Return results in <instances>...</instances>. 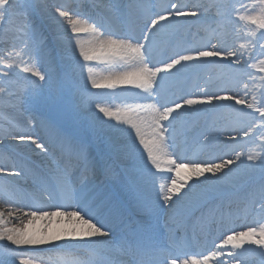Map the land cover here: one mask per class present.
Instances as JSON below:
<instances>
[{
    "label": "snow or ice",
    "instance_id": "snow-or-ice-1",
    "mask_svg": "<svg viewBox=\"0 0 264 264\" xmlns=\"http://www.w3.org/2000/svg\"><path fill=\"white\" fill-rule=\"evenodd\" d=\"M32 7L31 0H24L22 4L18 0H0V40H7L8 33L12 34L11 49L6 56L0 53V67L5 69L0 72V78L4 81L10 80L11 72L16 67L35 77L31 83L37 88L41 86L39 82H47L49 77L39 66L37 58V30L30 19ZM104 7L119 13L125 19L140 13L143 17L144 43L138 42L139 38L132 35L113 38L116 33L105 17L73 11L67 5L56 7L54 16L62 29L65 25L70 28L67 42L73 49L79 50L78 57L73 52L69 54V59L74 61V67L81 72L87 70L79 93L81 104L93 106L95 109L92 126L109 131L110 155L114 160L128 159L136 162L130 170L129 185L136 188L139 184H154L158 174H170L161 176L170 183L159 185L155 201L146 198L142 193L137 194L141 207L154 211L159 205L168 213L164 223L169 232L168 243L161 244L159 241L158 220L154 214L150 212V218L146 220L125 217L115 201L94 191L91 179L96 175L98 167L97 162L90 158L86 144L55 129H52L54 138L51 141L37 138L22 130L13 132V128L22 129L23 125L11 113H6L3 115L6 123L5 135H11L18 145H25L32 151L39 149L43 159L38 164L31 165L23 158L0 152V158L4 160V163H0V175L31 176L41 192L46 193L49 198L57 197L64 203L57 206L56 211H45L34 204L35 210L24 213L23 219L17 217L20 223L11 227L8 226L10 221L5 218V213L0 211V241L6 240L16 246V249L5 248V252L18 258V264H209L210 261L213 264H243L245 254L256 251L260 264H264V137H261L259 152L250 150L246 154L233 148L231 152L234 157L217 158L220 159L219 163L216 159L199 160L183 156L173 158L174 153L169 152V147L175 146L177 136L188 137L190 134L195 136L199 133L203 137L204 145H208L212 137L208 131L200 129L214 128L222 116L212 114H218L221 109H234L237 125L242 124L243 120L259 121L260 127L264 128V94L258 104L255 96L251 102L246 99L247 91L241 97L238 93L229 94L230 89H222L224 94H220L201 88L199 94L183 92L171 100L156 92V89L162 87L163 81L176 73L209 66L236 65L238 67L230 82L236 85L243 83V76L249 75L243 71L244 66L241 63L243 50L248 45H228V28L230 24H235L240 32L252 38L250 43L253 47L258 44L264 52V44L260 43L264 40V0H251V3H246L245 0H229L222 5L182 4L177 0L157 13H151L143 0H109ZM212 9H215L213 20L202 23L199 28V31L206 33L207 38L203 42L197 41L195 37L191 40L176 39L189 20L198 21ZM81 34H87L90 39L83 41ZM158 35L162 42L172 48V55L157 62L159 66H156L153 64L149 45ZM134 40L137 42L134 43ZM94 61L119 64L122 70H110L107 75L101 76L92 66ZM88 84L91 89L112 90L107 94L111 96L115 95L119 86L132 85L146 94H136L132 99L154 102L130 106L127 110L119 107L113 109L106 102L105 94L92 92ZM247 88L248 85L244 83V89ZM0 95L10 96L14 93L0 85ZM235 105L242 107L235 109ZM245 109L253 111L247 112ZM253 113H258L259 116L256 117ZM255 127L256 124L252 123L246 130H239L244 137L252 139ZM229 140L235 143L236 137H229ZM243 156L250 162H258V176L252 171L256 165H250L249 170L243 172L238 167H233ZM184 169L190 175L182 179L181 171ZM104 172H111V166H106ZM206 173L210 175H205ZM193 176L196 179L189 185L188 181ZM186 187L187 191L182 193V189ZM225 188L239 193L235 201L237 212L243 211L246 214L259 205L260 213L244 230L229 227L235 213L231 210L226 213L219 205H211V201L221 196ZM0 192L10 202L35 200L34 193L26 192L8 181L0 186ZM194 203L208 206L207 214H202L199 218L201 232L209 225H216L223 230L219 237L220 242L213 241L215 250L209 254L187 252L186 245L176 235L181 227L176 217L184 216V212ZM61 206L72 210L60 211ZM7 215L11 217L13 213L9 211ZM55 216L66 217L68 226L53 234H42L28 229V225L36 219L47 217L51 220ZM64 237L78 243L61 245L58 242ZM45 244L52 245L45 256L24 258L25 253L18 251L21 246ZM246 245L255 246V249L246 248ZM225 257L227 259H223ZM0 264H4V261L0 260Z\"/></svg>",
    "mask_w": 264,
    "mask_h": 264
},
{
    "label": "bare ground",
    "instance_id": "bare-ground-1",
    "mask_svg": "<svg viewBox=\"0 0 264 264\" xmlns=\"http://www.w3.org/2000/svg\"><path fill=\"white\" fill-rule=\"evenodd\" d=\"M50 1V3H49ZM34 0L33 1V9H32V15L30 16V19L34 18L35 20L36 17L33 15L34 14L37 16L39 15V19L41 21H45L47 22L49 25L53 26L52 29L51 28H47L49 35H51L52 37H58V42L61 45L60 47L62 49H66L70 51V53L74 52V55L76 57L79 56V50L78 49H73L72 47L69 48V44L67 41L63 40V38H60V35L63 33H66L65 31H70V28H68L66 25L64 27V29H62L60 27V25L57 23L55 16H54V9L55 7L58 6H64L67 5L68 7L71 6V3H75V4H81L84 3L86 1H90L93 3H98L100 5V8L102 9V11L104 12L103 17H105L106 22L109 23L114 32L116 33V35L113 38H125L127 35H132L134 37L139 38L138 42L140 43H144V40L142 38V29H143V17L140 13H136L134 14L131 18H128L129 20H131V23L128 21V19L123 18L119 13L115 12V11H109L108 9H106V7H104V5H106L108 2L107 0H97V2L95 0ZM113 2V0H111ZM149 1H153V3H162V0H149ZM193 0H185V3L187 4H192ZM115 2H119V0H115ZM148 0L145 1V5L147 4ZM229 0H197L195 4H200V5H207V4H218V5H222V4H226L228 3ZM246 2V0H245ZM239 6V5H237ZM86 7V6H85ZM151 10V8H150ZM101 11V12H102ZM87 13V11L85 12ZM152 13V12H151ZM87 14H90V12H88ZM214 14H215V9H212V11H210L208 14H206L205 16H202L200 18V20H189L188 23H186L184 26V28L181 30L180 33L177 34V38H180V40H191L193 37L199 36V41L203 42L207 37H206V33L204 31H199V28L201 26L202 22H210L213 20L214 18ZM169 23H172V21H169ZM131 24V25H130ZM136 25L139 27V30H136L134 28H132L133 25ZM52 30L57 33H53ZM70 33V32H69ZM11 33H8V39L7 40H0V49H3L4 51H8L11 49L12 47V42H11ZM84 36V37H82ZM81 39L85 42H87L90 37L87 34H81ZM251 37H248L245 35V33L240 32L237 28V26L235 24H230L229 28H228V37H227V44L230 46H234V47H239V44L244 43L246 45H248V47L246 49H244V56L242 57V61L241 63L243 64V71L246 73H249V75H245L243 76V83H240L238 85L231 83L230 81L232 80V76H233V72L236 70V68L238 66L236 65H228V66H215V75H210L207 77H204V75L206 74V72H208V70H211V68L213 66H209L206 68H199V69H189V70H185V71H181L180 73H176L174 75H172L171 77H169L166 81H170L172 80L169 84H167L166 86L168 88H170V84L172 85V83L174 82L175 79H178L181 75H189L191 82L196 79V81H198L199 83H201V88H207V90L209 92H220V94H224L223 91H221L222 89H230L231 93H238L239 96L243 97L244 96V92L247 91V97L246 99L251 102L253 100V97L255 96L257 103L259 104L261 99H262V94H264V71H261L262 68H264V65L262 64L263 60H264V53L261 51L259 45L257 44L255 47L252 46V44L250 43L251 41ZM134 43L137 41H133ZM215 42V41H213ZM75 41L73 40L72 44L74 45ZM260 43L264 44V41H260ZM150 49L152 50V61L153 64H156V66H159V64L157 62H159L160 60L157 59V57H159L160 55L163 54V51L165 49H168V51H170V56L172 55V48L170 46H167L164 42L161 41L159 35L157 37H155L152 41V43L149 45ZM253 48V52L251 54V57L248 56V54L251 52V49ZM2 51V50H1ZM0 51V52H1ZM3 51V52H4ZM258 54V55H257ZM257 55V56H256ZM250 57V58H249ZM259 58L261 60H259ZM25 59H27V57H25ZM235 59V58H232ZM264 63V62H263ZM71 65L74 67V61L71 62ZM92 66H94V70L101 76L103 75H107L108 72L110 70H122L121 66L119 64L117 65H110L107 64L103 61H94L92 62ZM152 66V64H150V67ZM56 67V66H55ZM61 67V66H60ZM97 67V68H96ZM62 68V67H61ZM75 68V67H74ZM229 68V69H227ZM42 69V68H41ZM213 70V69H212ZM52 71V70H51ZM87 71V70H86ZM22 72V71H21ZM173 72H175V70H173ZM24 73V72H22ZM49 72H47L48 74ZM212 73V71H211ZM26 74L27 77H31L29 73H24ZM48 77L51 78L52 77V73L48 74ZM86 77V76H85ZM80 78L77 79V84L75 87V90H71L70 93V103H72V109H73V113L77 114L80 117H84L83 119L89 120L90 124L92 125V120L94 119V114H95V109L93 106H85L83 104H81V98H80V93H79V89L80 86L79 84L84 82V79ZM209 77H211V79H209ZM35 78V77H33ZM162 82V87L158 90H161L165 85H163L164 82ZM8 81H2L1 84H5ZM195 82V81H194ZM197 82V84H198ZM244 83H246L248 85L247 90L244 89ZM82 85V84H81ZM90 85V84H89ZM165 86V87H166ZM200 86V84H199ZM9 89V92L14 93V95H10V96H5V95H0V117L1 119L4 121L3 119V115L6 113H11L12 116H14L16 118V120H18L20 122L21 125H23L22 129H16L13 128L12 131H19L22 130L24 132H29L32 135H34V133H32V121L35 122L34 118L32 114L36 115L38 119L37 123L35 124V129H37L39 132L38 134H40V136L45 135L46 139L45 141H51L54 137L52 135V126H50L49 124H47L46 122H44L43 120H40L41 114L37 115V113L35 112V110H31L25 107V102L26 101V96H27V92H29L28 89H26V87L28 86H7ZM6 87V88H7ZM23 87V88H22ZM195 87V86H193ZM192 86H179L176 87L171 95H169L168 97L165 96V94L161 93V97L166 98V99H173V95L175 94V99L179 96L182 95L183 92H193L196 94L200 93V89L199 90H194ZM198 87H196L197 89ZM89 89H91V85L89 87ZM136 88L132 85H121L119 86L116 90H115V95L111 96V98H114V102H112V104L110 105L113 109H115L117 106V104H115V101H118V95H119V103L121 102L120 97L122 95L123 92H132L131 90H135ZM138 91H142L137 89ZM92 92H107L110 93L112 90L109 89H91ZM117 91H120L119 93ZM143 93V91H142ZM145 94V93H144ZM155 96V94H153ZM153 100H141V102L139 103L140 105H148L150 103H153ZM229 104H234V102H226ZM121 104V103H120ZM12 105H15V107H12ZM135 107V106H133ZM157 107H159V105H157ZM241 105H235V109H239L241 108ZM71 109V108H70ZM150 111V110H149ZM245 111L247 112H252L253 110L251 109H245ZM231 112V114L229 115V113ZM144 115H147L148 113H142ZM256 117L259 116L258 113H253ZM28 115H30L31 117H28ZM102 116V114H100ZM212 115H221L222 118L219 120V122L216 124V126L214 128H201L200 131H208L212 137L211 141L209 142L208 145H204L203 143V137L199 135V133H197L194 136V139L196 140H192L190 141V144L194 143L195 141H200L199 144L196 146L195 151H197L196 153H194L192 155V158H198L199 160H207V159H213V158H225V159H229V158H233L234 157V153L231 152V149L235 148L236 150L239 151H243L244 153H248L250 150L251 151H255V152H259L260 151V145H261V137H264V130L263 132H258L259 129H261L260 125H259V121H248V120H243L242 124L238 125L237 131L234 130V124L236 123L237 120V114L235 113L234 109H221L219 111V113H214ZM107 119V118H105ZM114 123V121H113ZM252 123L256 124L255 127V134L253 136L252 139L246 138L243 136V132L240 131V128H244L245 130L247 129V127L251 126ZM6 124V123H5ZM233 124V126H231ZM124 127H127L126 125ZM5 128L6 125L3 126V128L0 130V140H7L8 144H15V141L11 135H5ZM93 130L96 131L97 133V137H95V141L94 143H87L85 142L84 144L87 145L88 147V152H89V156L91 159L95 160L97 162V173L96 175L91 179V186L94 188L98 185L99 183V179L100 178H104L106 175L103 173L104 169H103V165L106 164L107 160H110L109 158H111L110 155V148H109V136L108 134L110 133H106L103 134L105 129L100 128L99 126L93 127ZM55 130H59L58 128H54ZM60 132V130H59ZM63 135H65L63 133ZM66 136H68L66 134ZM132 136H134V132H132ZM191 134L186 137L184 140L179 141L178 139H176V143L177 145L175 146V148H178V151L180 152V154H182L183 152H186L187 150V146L185 141L190 139ZM36 137V136H35ZM72 137H74L73 139L76 141H79L80 136L76 137V134H73ZM71 137V138H72ZM229 137H236V141L235 143L231 142L229 140ZM131 137H127V139H130ZM238 141V144L236 143ZM5 142H0V152H8L10 154H13L14 156L16 155V157L19 158H23L24 160H26L27 162H29V164L31 163V165H36L38 164L42 159V155L40 154V150L36 149L35 151H32L31 149H29L27 146L25 145H21V147L23 149H25L26 153L20 152L16 149H14L12 146H7V144H5ZM138 143V141H137ZM244 146V147H242ZM34 147V146H33ZM209 147V148H207ZM169 152L174 153L173 158H175L176 156V152L175 150L173 151V149L171 147H169ZM200 153H204V156L198 157L197 154ZM146 157V153L144 154ZM13 156V157H14ZM245 157V158H244ZM39 158V159H36ZM244 158V159H243ZM97 159V160H96ZM113 159V158H112ZM220 160V159H219ZM241 164H238L239 166H246L248 168V166L245 163H250V161H248L246 159V156L241 157ZM117 161H121V160H115ZM0 163H4V160H2V158H0ZM237 165V164H236ZM151 165H149L150 167ZM17 169H8V171H16ZM153 171H155V169H153ZM109 174L112 175V172H110ZM167 176L170 174H158L157 175V179L155 180L154 184H149V185H144V184H139V188H140V193H142L146 198H150L151 200L155 201L157 199V193L159 191V185L165 182L170 183V181H166L165 179L161 178V176ZM171 175H174L171 174ZM188 175H190V173L188 172L187 169H184L181 171V178H185ZM206 175V174H205ZM115 179V181H112V185H114V187L116 186V190L117 193L120 194V196L125 197V199H129L130 202H127L129 204V208L132 209L135 213L134 214H138L142 220H146L149 219V213L151 212L152 214L155 215V217L158 220V228L160 229V232L162 233L163 230L166 231L168 234V229L164 228L162 229V226H164L165 220L168 217V213L166 211H164L163 209H161L159 207V205H157V207L155 208V210L153 211L152 209L149 208H145V207H141L138 204V200L137 198L134 200V198L129 196V193L127 191V189L125 188L124 184L122 183L121 179L113 174L112 175ZM203 178V177H202ZM196 179V177L193 176L192 180L188 181V184L191 185L192 182ZM0 180L2 181H14V182H20L22 181V183L24 184V186L22 187V183H19L18 186L23 189L26 192L29 193H34L35 194V200L32 199H24V202H10L8 201L4 196L3 193L0 192V211H3L5 213V218L8 219L10 221L9 225L13 226V225H18L20 223V220L17 219V217H20L21 219L24 218V213L31 211V210H35V208H33V205L36 204L35 206L41 207L43 208V210L45 211H56L57 210V205L54 206L53 204H56V201H54L55 197L49 198L47 196L46 193H43L40 191V189L38 188V185L34 184L33 179L31 176H21V177H15V176H4V175H0ZM8 181V182H9ZM5 183V182H4ZM10 183V182H9ZM14 184V183H13ZM1 186V185H0ZM184 191H187L186 189H182V193ZM234 191V192H233ZM181 193V194H182ZM239 196V193L236 192L235 190L231 189V188H225L223 191V194L221 196H218L216 198H214L211 201V205L212 206H216L219 205L221 207V209L224 212H228L229 210H231L234 214V216L232 217L231 223L229 224V227L234 228L236 230H244V228L248 225L251 224L253 221V218H255L259 213H260V209H259V205L255 206L254 208L250 209L246 214L243 211L237 212V208H236V203L235 201L237 200V197ZM133 203V208H132V204ZM137 203V204H136ZM229 204H231V209H229ZM58 206H60V204L58 203ZM166 207V206H165ZM62 208V206L60 207ZM64 208V207H63ZM198 208H200L201 213L198 212L197 213V217L200 218L202 216V214H207L208 212V206L205 205H201L198 203H194L191 207H189L185 212H184V216H177L176 219L180 221V230H189L190 228L188 227V222L190 219L193 218L194 212H196L198 210ZM65 210H72L71 208L65 209ZM11 211L13 213V215L11 217H9L7 214L8 212ZM124 213V211L122 212ZM250 216H253L252 218ZM185 217H186V222H185ZM13 219V220H10ZM13 222V223H12ZM8 225V226H9ZM68 226V221L66 217H60V216H55V217H51V220H49V218L45 217L43 219H36L32 224L28 225V229L30 231H35L38 233H42V234H53L56 233L60 230H62L63 228ZM245 226V227H244ZM175 228V225L173 226ZM196 229L198 230V233L200 234L199 238L197 239V250L199 249V245H201V241H202V236L203 234H201L200 228H199V219L197 221L196 224ZM207 229H213L215 232H217V234L214 235V238L216 240H219V237H221V233H222V229L218 228L216 225H209L207 227ZM194 231H192L191 233H193ZM160 237V236H159ZM169 239V236H168ZM183 239V238H182ZM194 240H196V238H192V242H194ZM58 243H60L61 245H75L78 243V241H73L71 240V238L69 237H64L62 238L61 241H59ZM212 250L214 249V245L213 243L210 245ZM246 248L251 247L252 249H255V246H245ZM13 248H16V246H14ZM52 248L51 244H45V245H39V246H21L20 249L25 250V257L24 258H29V257H40V256H45L48 254L47 250H50ZM205 252V251H204ZM197 253V252H196ZM13 257V256H12ZM254 257V258H253ZM14 261L12 262V264H18V258L13 257ZM223 259H227L226 257ZM244 259H247V262H243V264H260V257L258 255V253L256 251H249L245 254ZM209 264H213L212 261L209 262Z\"/></svg>",
    "mask_w": 264,
    "mask_h": 264
},
{
    "label": "rangeland",
    "instance_id": "rangeland-1",
    "mask_svg": "<svg viewBox=\"0 0 264 264\" xmlns=\"http://www.w3.org/2000/svg\"><path fill=\"white\" fill-rule=\"evenodd\" d=\"M33 1L34 0H31L32 4H33ZM95 1L97 2V0H95ZM145 1H147V0H143V2H145ZM196 1L197 0H193L192 4H195ZM18 2L22 4V3H24V0H18ZM107 2L109 3V0H107ZM113 2H115V0H113ZM119 2H120V0H119ZM124 2H126V0H124ZM172 2H177V0H162V3H158V2L153 3V1L148 0L146 5L148 6V8H151L152 13H157V12H162L164 9H167L169 7L170 3H172ZM178 2L182 3V4H187V3H185V0H178ZM49 3H50V1H49ZM246 3H251V0H246ZM95 5H99V4L93 3L90 1H86V2L81 3V4L71 3V6H69V8L72 9L73 11H81L84 13L86 11H87V13L90 12V14H88L89 16H103L104 12L100 8V6L96 7ZM32 9H33V7H32ZM32 9H31V15H32ZM33 15L37 19V20H35L34 18H32L31 22L34 24V26L37 30L36 40L38 43L35 44V47L37 49V58L39 61V66L42 68V70L46 74H47V72L52 73V77L49 78L47 82H39V85H41V86L34 88L31 81L35 80L36 78L27 77L26 74L22 73L19 68L14 67L12 72H11L10 80H8V82L5 84H1L2 81L4 82V80H3V78H0V85H3L5 87L11 86V85H14V86L21 85L23 87L28 86V87H26V89H28L29 92L26 93L27 94L26 101H24L26 104L25 107L27 108V110L28 109L35 110L37 115L41 114L42 118L40 120H43L44 122H46L47 124L52 126L53 129L58 128L60 130V133H62V134L64 133L65 135L67 134L68 136L69 135L72 136L73 134H76V137L80 136V141L93 144L94 141L96 140L95 137H97V133L95 130H93L92 125L90 124L89 120L83 119L84 117H80L77 114L73 113L74 111L72 109V103H70V93H69V92H71V90H75V87H77L76 86V84L78 82L77 79H80V78L87 76V71H86V69H84L83 72H81L79 70V68H74L71 65V62L73 60L69 59V54H70L69 49L66 50V49H62L60 47L61 45L59 44L58 39H57V38H59V36L58 37H52L48 33L47 28L49 27L52 29L53 26L49 25L45 21H41L38 18L39 15L38 16H37V14L35 15L34 12H33ZM202 23H204V22H202ZM132 28L139 30V27L136 25H133ZM52 32L57 34L55 32V30L54 31L52 30ZM65 32L66 33H63L60 35V38H63V40L67 41L66 37L70 31H65ZM82 37H84V36H82ZM198 37L199 36L195 37L197 41H199ZM176 39L180 40V38H177V37H176ZM262 41H264V40H262ZM69 46H70L69 48L72 47L71 45H69ZM0 51H1L0 53H2L3 55L6 56L7 51H4L3 49H0ZM252 52H253V48L251 49V52L248 54V56L251 57ZM169 56H170V53H169L168 49H166L164 51V54L162 56L158 57L157 59H160L163 61V60L168 59ZM259 60H261V59L259 58ZM81 61H82V58H81ZM261 61L264 62L263 58ZM263 62H262V64L264 65ZM227 69H229V68H227ZM4 70L5 69L0 67V72H2ZM211 71H212V73H211ZM48 74H47V76H48ZM215 74H216L215 73V66H213L211 68V70H208V72H206L204 77H207L210 75L214 76ZM190 78L191 77H189V75L188 76L187 75H181L178 79L174 80L172 85L170 84V86H171L170 88H168L166 85L169 84L172 80L166 81L163 83V85H165L166 87L164 86L161 90H158V91L156 89V92H159L160 94L165 93V96H168L176 87H179L182 85H185L187 87L195 86V87H193L194 90H199L201 88V83H199L198 81H196V82L192 81L191 82ZM75 82H76V84H75ZM197 82H198V84H197ZM81 84H83V83H81ZM81 84H79V86H81ZM199 84H200V86L196 89V87ZM263 85H264V83H263ZM89 87H90V85L88 84V88ZM7 89H9V88L7 87ZM139 90H141V89H139ZM131 91L132 92H123L122 93V95L120 97V100H121L120 103L121 104L119 103V95L117 98L118 101H115L116 102L115 104H117V106L119 108H121L122 110H127V108H129L130 106L131 107L136 106L137 104H139L141 102V100H143V99H132L131 97L136 96V94H140L141 96L146 95V94L142 93V91H138L137 89H135L134 91L133 90H131ZM117 92L119 93L120 91H117ZM102 93L105 94L106 102L110 106L112 104V102H114V98H111L110 95H107L108 94L107 92L102 91ZM173 99H175V95H173ZM32 116L33 117L35 116V118L38 119L36 115L32 114ZM28 117H31V116L28 115ZM35 118H34L35 122L32 121V127H31L32 133H34V136H36L37 138H41V139L45 140L46 139L45 135L40 136V134H38L39 131L37 129H35V126H36L35 124L37 123V120ZM4 125H6V124H5V122H3V120L0 117V130L3 128ZM231 126H233V124ZM233 127L235 129L238 127V125L235 123ZM263 130H264V128H261L258 130V132H263ZM103 131H104L103 134L109 133V131L107 129H105ZM236 131H237V129H236ZM108 136H109V134H108ZM182 139H183V136L178 137L179 141ZM5 141H6L5 144H7V146L8 145L12 146L14 149L17 148L18 151L26 153L25 149H23L21 147V145H18L17 142H15V144L12 145L10 143L8 144L7 140H0V142H5ZM199 142L200 141L193 143L192 146H190V148H188L189 150L186 152V155H185L186 158H190L193 155L194 150L196 149V146L199 144ZM236 143L238 144V141ZM176 145L177 144L175 143V146ZM242 147H244V146H242ZM207 148H209V147H207ZM174 150L176 152V157L179 156L178 148H176ZM12 156H14V155L12 154ZM198 156L202 158L204 156V153H200V154H198ZM14 157H16V155ZM111 158H112V156H111ZM111 158H109L110 160H107L106 164H104L102 166L103 169L106 166H109V165L111 166V160H113ZM36 159H39V158H36ZM223 159H225V158L223 157ZM241 161L242 160L237 161V165H235L233 167L234 168L238 167V169L243 172V171L249 170L250 165H256L255 169H252V171L255 173V175H257V176L259 175L260 169H259L258 162L252 161L250 163H245L248 166V168H247L246 166H242V165L239 166L238 165V164H241L240 163ZM120 162H121L122 166H125V172H126L127 176L129 177L130 170L133 168L134 163H136V162H134L132 160H128V159H121ZM216 162L219 163L220 160L218 159V160H216ZM111 171H112V173H115L118 176L120 175L117 167L111 166ZM206 175H210V174L206 173ZM106 176L107 177H105L103 180H99L98 186L96 188H94V191H96V192L101 191V192H105V193L108 192V183L105 184V182L108 180H111L112 177L109 174H106ZM201 179H203V178L201 177ZM113 181H115V179ZM4 182L5 181L0 180V185L2 186L4 184ZM9 182L12 184L14 183L15 185L22 183V181L17 183V182L11 181V180ZM21 186L23 187L24 184L22 183ZM185 189L187 190V187ZM57 199L59 201H61L62 203L64 202L63 200H61L59 198H57ZM54 201L57 202L56 199H54ZM21 202H24V200H21ZM53 205L56 206L55 203ZM121 207H122V203L119 205L120 209H121ZM60 211H62V210H60ZM63 211H65V210H63ZM250 217L252 218L253 216H250ZM10 220H13V219H10ZM9 227H11V225H9ZM14 246L15 245H11L10 242H8L6 240L0 241V260H3L4 264H12V262L14 261V258L12 257L11 253L5 252V248L16 249V248H13ZM18 251H21L23 253L26 252L23 249H18ZM243 261L247 262L248 260L244 259Z\"/></svg>",
    "mask_w": 264,
    "mask_h": 264
}]
</instances>
